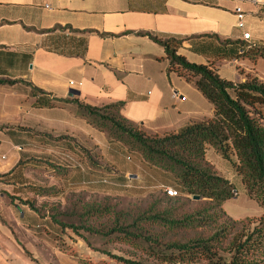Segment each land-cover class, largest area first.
<instances>
[{"label":"crops","instance_id":"crops-1","mask_svg":"<svg viewBox=\"0 0 264 264\" xmlns=\"http://www.w3.org/2000/svg\"><path fill=\"white\" fill-rule=\"evenodd\" d=\"M248 28L251 43L264 48V8L250 0H0V80L15 83L0 85V175L12 172L10 184L0 182V264H79L61 250L59 227L24 204L56 201L35 196L29 173L69 169L67 191L100 182L103 176L87 172V150L111 168L112 182L175 189L170 175L139 155L137 166L120 165L116 151L129 161L137 154L110 143L71 102L123 103V116L152 136L214 118L195 79L170 72L165 49L137 33L180 41L179 56L209 66L222 80L264 84V58L236 57ZM29 85L46 96L35 97ZM73 91L79 95L70 97ZM258 116L264 125V108ZM55 185L52 179L49 187ZM61 239L81 258L113 264L81 241Z\"/></svg>","mask_w":264,"mask_h":264},{"label":"trees","instance_id":"trees-1","mask_svg":"<svg viewBox=\"0 0 264 264\" xmlns=\"http://www.w3.org/2000/svg\"><path fill=\"white\" fill-rule=\"evenodd\" d=\"M137 34L165 49L170 72L182 70L181 76L195 79L197 90L214 107V118L188 125L177 133L149 136L123 116V103L97 107L79 99L71 102L81 117L111 142L120 143L147 165L171 174L186 198L173 200L177 197L161 195L147 208L121 207L110 199L86 203L82 198L69 201L64 211L57 205H39L35 200L24 204L39 217H49L62 232L71 229L96 252L82 234L106 240L115 236L112 242L131 244L157 264H264V214L241 224L229 219L222 207L236 197V190L206 156L209 148L228 161L234 155V167L248 197L264 211V125L258 116L259 109L264 108V84L255 78L245 83L227 82L209 66L191 64L179 56L180 41L162 40L149 32ZM236 44L240 49L236 57L264 58V48L249 49L245 41ZM2 84L15 83L0 80ZM29 86L35 97L46 96L44 91ZM11 175H0V182L10 184ZM32 192L37 197L54 198L58 191L55 187H32ZM180 232L191 237L167 239V235ZM60 248L79 264H95L72 248ZM102 254L122 264H146L110 252Z\"/></svg>","mask_w":264,"mask_h":264},{"label":"rangeland","instance_id":"rangeland-1","mask_svg":"<svg viewBox=\"0 0 264 264\" xmlns=\"http://www.w3.org/2000/svg\"><path fill=\"white\" fill-rule=\"evenodd\" d=\"M247 33L252 35L253 30L248 28ZM184 83H186V81ZM141 131L144 132L146 135H148L144 130L141 129ZM108 141L110 143L118 144L121 148L126 149L120 143L111 142L109 139ZM82 152H83V158L86 160L89 168L87 172L90 174L97 173L100 176L104 177V178L102 177L100 182L96 180H90L88 183H84L81 186L74 187V189H70L67 191L66 184L68 185V183H66V181L68 176L70 175L69 169L63 168L58 165H52L50 171L43 169V170H39V172L37 173H29V175L31 174L30 181L32 182V184H35L41 188H50L49 186L51 184L52 179L57 181L58 185L52 186L57 188L58 191L56 197H54L56 201L52 202L51 204L47 203L48 204L47 206L57 205L61 211H64L69 207V201H71L72 199L76 200L77 198H82L86 203L93 200L110 199L113 202L120 203L121 207L137 205L138 207L147 208L155 199H157V197L166 194L165 190L167 189V187H159L154 185L146 187L143 185V183L141 184L124 183L123 185H119L118 183L112 182L110 180L111 179L110 175L113 174L111 168L105 166L104 163L99 160V156H97V154L92 153V151L83 150ZM113 156L120 165L126 164L135 167L138 164V159H137L138 155L136 156L129 155L131 156L130 161L128 159V155L126 153H122L121 151H116V153ZM207 159L214 166H216L215 168H217L221 172L222 175L218 172L219 175L230 180L237 193L235 198L223 204L222 208L225 215L234 222H237L238 224H241L246 220H250V219L257 220L261 216H263L264 214L263 209L259 206V204L256 201L251 200L248 197L245 187L241 181V178L238 176L235 170L234 163L236 162V157L234 155H231V160L228 161L224 159L219 153L214 151V149H209L207 154ZM157 171H160L161 173L164 172L170 175V178L174 181L172 184L175 187V189L179 191V197L172 198L173 200L180 199V197L186 198L183 195L180 185L171 174L160 169H157ZM146 178L148 179V181H151L152 180L151 174H146ZM153 180H156L157 183L162 184L164 183L163 181L166 179L161 177L155 179L153 177ZM97 185H100V187L97 188L98 191L93 190L92 186H97ZM186 209L189 210L191 209V207H187ZM29 222L30 221H28V224H30ZM72 222H74V220ZM241 228L242 225L237 227V230L239 231ZM61 235H62L61 237L60 236L58 237L59 245H65L62 243L64 239H61L63 236H65L69 240H73L75 243L77 241H81L83 245L85 244L86 246H88V244L82 238L78 237L75 234V232H73L71 229H68V231H63V232L61 231ZM82 235L88 238L92 246L98 250L101 256L111 261V263L113 264H122V263H118L115 260H111L110 258H107V256L102 254L103 251L110 252L117 257H123L129 260L142 261L146 264H157L156 260H154L152 257H149L141 250H138V248L133 247L131 244L112 242V239H114L115 236H112L111 238H109V240H106L104 238H96L95 236H89L85 234ZM189 237H191V235L186 232L172 233L167 235V239L169 240H173V239L185 240L188 239Z\"/></svg>","mask_w":264,"mask_h":264},{"label":"built area","instance_id":"built-area-1","mask_svg":"<svg viewBox=\"0 0 264 264\" xmlns=\"http://www.w3.org/2000/svg\"><path fill=\"white\" fill-rule=\"evenodd\" d=\"M252 3H254L255 5H257V6H259V7H263L264 8V0H250ZM237 16H238V18H239V28L240 29H244V21H243V19H244V14H243V12H242V10L241 9H238L237 10ZM243 40L245 41V42H248V48L250 49L251 47H254L255 45L254 44H252L251 43V40H252V38H251V35L249 34V33H246V34H244V36H243ZM165 193L169 196V197H178L179 196V193H178V191L176 190V189H170V188H167L166 190H165Z\"/></svg>","mask_w":264,"mask_h":264},{"label":"water","instance_id":"water-1","mask_svg":"<svg viewBox=\"0 0 264 264\" xmlns=\"http://www.w3.org/2000/svg\"><path fill=\"white\" fill-rule=\"evenodd\" d=\"M76 95H79V93H77L76 91H73L72 93H70V97H74ZM197 200H199V198H196Z\"/></svg>","mask_w":264,"mask_h":264}]
</instances>
